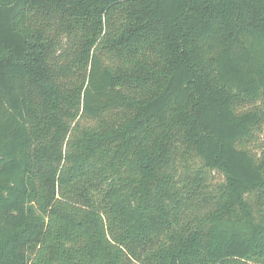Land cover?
Returning <instances> with one entry per match:
<instances>
[{
	"label": "trees",
	"instance_id": "obj_1",
	"mask_svg": "<svg viewBox=\"0 0 264 264\" xmlns=\"http://www.w3.org/2000/svg\"><path fill=\"white\" fill-rule=\"evenodd\" d=\"M0 264H264V0H0Z\"/></svg>",
	"mask_w": 264,
	"mask_h": 264
}]
</instances>
